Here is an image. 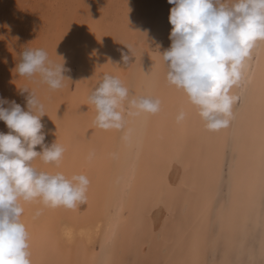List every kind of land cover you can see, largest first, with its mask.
I'll use <instances>...</instances> for the list:
<instances>
[{
	"label": "bare ground",
	"instance_id": "bare-ground-1",
	"mask_svg": "<svg viewBox=\"0 0 264 264\" xmlns=\"http://www.w3.org/2000/svg\"><path fill=\"white\" fill-rule=\"evenodd\" d=\"M51 1L46 10L50 15L43 18L37 30V48H44L54 59L56 54L66 58L65 52L59 53L49 43L42 44L46 42L43 30L49 22L52 26L47 28L51 30L49 34L52 32L50 38L54 39V45L55 39L60 40L59 31L54 32L64 27L59 22L53 26L57 20L55 11L60 10L70 22L69 31L64 35L74 41L82 31L84 38H75L82 46V70L79 69L71 92L66 82L59 95L60 102L56 91L38 85L35 79H31L32 88L39 89L48 114L41 118L48 131L45 144L50 146L57 139L63 143L66 152L62 170L68 175L84 173L91 184L87 201L74 210L61 207L52 211L40 203L25 205L23 219L31 233L33 264L36 260L34 236L42 229L50 233L52 264H103L105 260L111 264H206L210 242L214 243L213 253L219 246L224 247V261L220 264L232 263L230 251L255 256L257 249L249 248L248 239L256 231L249 223L251 191L243 142L237 182L231 191L227 186L228 198L219 204L215 218L209 219L205 212L216 206L214 177L225 158L232 160L234 129L208 132L194 112L185 122L177 123L180 109H188V105L182 93L166 82L165 66L158 55L171 47L173 26L169 16L174 5L168 0H92L93 5L85 8L78 0H67L65 6L64 3L57 6V0ZM85 11H89L86 17H78ZM126 44L133 46L135 56ZM122 53L129 57L127 62ZM67 55L69 58L74 54ZM65 62L66 67L68 61ZM105 72L119 75L135 93L161 97L162 111L154 116H127L123 131L96 127L95 110L87 105V97ZM67 73L64 75L68 78ZM144 73H153L147 78L151 84L142 83L146 80ZM3 79L0 92L6 91L7 80ZM137 80L140 83L135 86ZM0 99L16 101L17 96L14 99L0 95ZM23 102L25 105L26 98ZM24 105L21 107L25 109ZM7 128L0 120V133L6 134ZM129 130L131 136L125 139ZM235 131L239 135V129ZM141 139L143 147L137 160L129 144L135 145ZM36 150L42 151V148L37 146ZM133 164L136 179L124 196L122 188ZM35 165L52 170L39 160ZM213 220L219 227L214 236L210 234ZM112 231L116 233V241L109 247Z\"/></svg>",
	"mask_w": 264,
	"mask_h": 264
},
{
	"label": "clouds",
	"instance_id": "clouds-1",
	"mask_svg": "<svg viewBox=\"0 0 264 264\" xmlns=\"http://www.w3.org/2000/svg\"><path fill=\"white\" fill-rule=\"evenodd\" d=\"M168 3L174 5L169 16L172 43L162 55L157 54L165 66L166 82L182 93L188 105L180 109L177 123L194 112L206 131L225 130L235 118L234 90L253 51L264 45V0ZM126 45L135 56L133 46ZM56 57L44 48L28 46L14 71L19 78L35 79L38 85L57 91L69 81L64 75L69 69L63 57ZM122 58L129 59L123 53ZM20 88L29 92L27 110L15 100L0 99V120L11 130L0 133V264H33L31 233L23 219L25 205L76 208L87 201L91 184L84 173L68 175L62 170L66 146L58 139L45 144L41 118L47 112L39 89ZM163 103L157 95L133 92L119 75L107 72L87 97V105L95 110L94 123L103 130L123 131L127 116L157 115ZM37 160L52 170L38 168ZM247 264H264V255L250 257Z\"/></svg>",
	"mask_w": 264,
	"mask_h": 264
},
{
	"label": "snow or ice",
	"instance_id": "snow-or-ice-1",
	"mask_svg": "<svg viewBox=\"0 0 264 264\" xmlns=\"http://www.w3.org/2000/svg\"><path fill=\"white\" fill-rule=\"evenodd\" d=\"M145 75L146 83L151 84L147 78L153 76ZM235 94L237 103L234 106L235 118L231 126L227 129H234L233 142L235 147L232 149L233 156L231 162L225 158L215 174V184L217 191L227 184L229 191L238 180V164L241 156V142H243L248 160V171L250 178V226L255 228L260 235L259 253L264 255V45H257L250 59L247 62L245 73L241 84L237 87ZM133 116H139L133 114ZM239 129V135L235 131ZM129 130L127 138H130ZM129 147L135 150L136 159L139 158V151L143 147V141L138 140L135 145L129 144ZM228 149H226L227 153ZM136 179V165L133 164L129 170L127 181L122 188V195L127 196ZM56 211L58 208H50ZM75 208L68 209L74 210ZM219 209V203L215 208L205 209L209 219L213 213ZM116 241V233L112 231L108 238L109 247L113 246ZM36 249L35 264H52L49 258L51 249L50 233L47 229H42L34 236ZM103 264H111L105 260ZM238 264V262H236Z\"/></svg>",
	"mask_w": 264,
	"mask_h": 264
},
{
	"label": "rangeland",
	"instance_id": "rangeland-1",
	"mask_svg": "<svg viewBox=\"0 0 264 264\" xmlns=\"http://www.w3.org/2000/svg\"><path fill=\"white\" fill-rule=\"evenodd\" d=\"M0 1H1V3H0V5H1L0 6V90H2V88H1V85H2L1 83L3 82L2 79L4 78L3 80H7V82H5L7 85L6 91L3 89V91L0 92V95H2V96L3 95L4 96L9 95V97L13 96L14 99H16V96H17L16 102L18 101L17 102L18 104L24 105L23 100H25V98L29 92H22L20 87L32 88L33 80H31L27 77H20L19 78V75L17 73H15L14 69L16 68L17 64L20 62L21 53L26 47H28V46L37 47L36 40H37V37L39 35L38 28L40 27L41 23L43 22V18L49 17L50 14L48 12H46V10L48 8H50V6L52 5L53 2L51 0H45V1L44 0H0ZM66 1L67 0H65L64 2L62 0H57V6L58 5L60 6L63 3L65 6V4L67 3ZM78 1L81 2V5H83L82 7H85V8H90L93 5L92 0H78ZM36 4L39 6H37ZM31 10H33V11H31ZM58 11L57 12L55 11V13H56L55 19H57V20L53 21V23H54L53 26H55L56 23L58 25V22H59V26H62L64 28H62L60 30L58 28H56L55 32H54V30H53V32L56 33L57 31H59L58 32L59 34H57V35H58L60 40L55 39L56 41H55V45H54V39L50 38V36H51L50 34L52 32L50 34L48 32V31H51L48 28L50 26H52V22H51V24L49 22L48 24L45 25L46 29L43 28V29H45V30H43L44 31L43 40L46 42H42V44L43 43L44 44L49 43L51 45V47H53V49H54V47H56L59 53L65 52L64 54H65L66 58L64 57V60L68 61L67 62L68 65L66 67H67V69H69V71H66V73L68 72L67 75H69V77H70L69 81H67L68 87L66 86V88L68 89V91L71 92L75 86L76 77L79 75L80 71L82 70V66H81V62H82L81 61V56H82V50L81 49H82V46H80L79 43H76L75 38L77 36H75L74 41H72L70 38H68L66 36L67 34L64 35L66 32L69 31L68 26H69L70 22L68 23V21L65 20L66 15H67L66 13L61 12L60 10H58ZM88 12L85 11L83 13L84 16L81 15L78 17L84 18L87 16ZM57 15H59V16H57ZM17 25H20V26H17ZM62 31H64V32H62ZM81 33H82V31L80 32V35L77 38L78 39L81 38V40H82L84 37L82 36ZM59 35L61 37L63 35V39ZM66 37H67V39H66ZM49 38H50V40H49ZM76 44H77V46H76ZM71 52L74 55H73V57L68 58L67 54L68 53L70 54ZM77 58H79V60ZM77 69H78V72H77ZM79 69H80V71H79ZM139 81L140 80H137L136 82H138V83L135 82V84L134 83L133 84L135 86H137L140 83ZM142 83L146 84V80L142 81ZM29 84H31L30 85L31 87L29 86ZM68 91L66 93H68ZM56 92H55V94L58 95L57 99H59V102H60V96L59 95H61L63 93V89L61 91L57 90ZM53 99H55V96L53 97ZM50 105H53V104H50ZM24 107L26 109V104L24 105ZM44 127H45V129H43V131L46 130L44 132L46 133V138H47L48 137L47 136L48 131H47L45 124H44ZM10 131L11 130L9 128H7L6 134H8ZM227 160L229 161L230 157H227ZM38 168H41V167L39 166ZM227 196H228V188H227V185L225 184L219 190V192L218 191L216 192L215 198L217 200H215V205H217V201L220 204L222 201L226 200L228 198ZM176 214H177V211L175 210V216H176ZM215 215H216V213L213 214L212 217L215 218ZM212 223H213V225L210 228V234L212 236H214V235H217V233L219 232V227H218V223L216 220H213ZM61 226H63V225H61ZM254 231H256V232H254ZM254 231H253L254 233L252 235L250 234L251 236H250V238L248 237V239H249V241L252 242V243L249 242L250 243L249 248L254 247L255 249H257L256 250L257 253L255 255V257H256L258 254V249H259L258 246H259L260 235L256 229ZM257 238H258V240H257ZM212 243L213 242H210V244H209L208 253L206 255V257H207L206 264H220V262L223 260L222 256L224 255L223 254L224 247L219 246V248H217L216 252L213 253L212 248L214 247V243L213 244ZM224 253L226 254V252H224ZM230 253H232V254H230ZM230 253L228 256L231 257V259H232L231 264H236V262H238V264L239 263L240 264H247V261L250 258L248 256V253L245 254V256H243L242 253L238 254L237 252H234V251L233 252L230 251ZM247 256H248V259H247ZM233 257H234V259H233ZM243 257L245 259H243ZM257 258H259V255Z\"/></svg>",
	"mask_w": 264,
	"mask_h": 264
}]
</instances>
